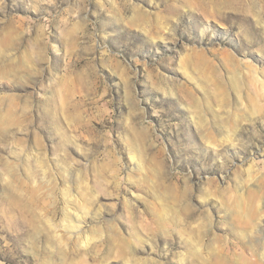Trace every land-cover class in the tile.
I'll return each instance as SVG.
<instances>
[{
    "label": "rangeland",
    "instance_id": "1",
    "mask_svg": "<svg viewBox=\"0 0 264 264\" xmlns=\"http://www.w3.org/2000/svg\"><path fill=\"white\" fill-rule=\"evenodd\" d=\"M0 264H264V0H0Z\"/></svg>",
    "mask_w": 264,
    "mask_h": 264
},
{
    "label": "bare ground",
    "instance_id": "2",
    "mask_svg": "<svg viewBox=\"0 0 264 264\" xmlns=\"http://www.w3.org/2000/svg\"><path fill=\"white\" fill-rule=\"evenodd\" d=\"M197 125H199V123H196ZM132 157H133V159H135V156L134 155H132ZM70 169H72L73 170V168L72 167H70ZM68 188H70V187H68ZM69 190V189H68ZM73 216V215H72ZM78 219V218H77ZM79 220V219H78ZM80 221V220H79ZM61 242V241H60Z\"/></svg>",
    "mask_w": 264,
    "mask_h": 264
}]
</instances>
